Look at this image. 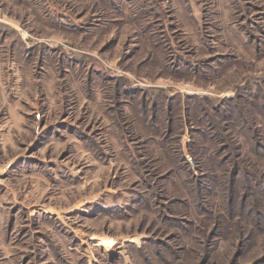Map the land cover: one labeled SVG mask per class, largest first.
<instances>
[{
	"label": "rangeland",
	"instance_id": "obj_1",
	"mask_svg": "<svg viewBox=\"0 0 264 264\" xmlns=\"http://www.w3.org/2000/svg\"><path fill=\"white\" fill-rule=\"evenodd\" d=\"M0 264H264V0H0Z\"/></svg>",
	"mask_w": 264,
	"mask_h": 264
}]
</instances>
